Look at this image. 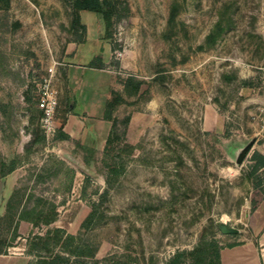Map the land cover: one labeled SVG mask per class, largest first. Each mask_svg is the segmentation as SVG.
Here are the masks:
<instances>
[{
  "label": "rangeland",
  "instance_id": "1",
  "mask_svg": "<svg viewBox=\"0 0 264 264\" xmlns=\"http://www.w3.org/2000/svg\"><path fill=\"white\" fill-rule=\"evenodd\" d=\"M116 8L108 37L100 15L79 12L81 22L99 24L124 98L112 112L118 138L93 150L56 137L67 113L58 96L65 45L85 36L71 27L70 4L0 0V152L17 158L8 179L0 177V264L30 262L26 242L52 227L96 244L98 261L123 264H163L200 242L240 240L219 224L252 233L264 196V167L251 160L262 140L254 116L264 104V0H118ZM49 67L57 105L47 131L36 97ZM129 75L140 80L136 92L123 85ZM13 194V213L19 202V210L36 206L29 216L38 225L5 216ZM94 205L100 222L82 228Z\"/></svg>",
  "mask_w": 264,
  "mask_h": 264
},
{
  "label": "crops",
  "instance_id": "2",
  "mask_svg": "<svg viewBox=\"0 0 264 264\" xmlns=\"http://www.w3.org/2000/svg\"><path fill=\"white\" fill-rule=\"evenodd\" d=\"M96 15H93L95 19ZM89 18L91 16L82 17L85 24L83 39L68 41L63 52L68 66L58 96L67 104V113L59 124L60 132L64 134L60 140L86 149L102 150L111 129V121L103 117L105 103L111 91L117 88L115 76L107 65L109 45L99 39V24ZM56 75L59 77L60 72ZM263 148L264 144L260 142L256 150L263 154ZM249 224L252 233L243 235L238 230L240 240L219 249L220 264H264V196L255 207Z\"/></svg>",
  "mask_w": 264,
  "mask_h": 264
},
{
  "label": "trees",
  "instance_id": "3",
  "mask_svg": "<svg viewBox=\"0 0 264 264\" xmlns=\"http://www.w3.org/2000/svg\"><path fill=\"white\" fill-rule=\"evenodd\" d=\"M71 6V27L80 28L81 32L85 33V24L80 21L79 12L81 10H89L100 15L103 26L105 30L104 37H108V26L113 18L116 16L117 8L116 5L118 0H66ZM174 16L171 13V18ZM211 34L208 35L210 37ZM79 38L77 40H81ZM103 65V64H102ZM123 85L127 91L136 92L140 86V80L136 79L133 75H129L125 78ZM27 100H30L29 96H26ZM124 98L121 94L115 90L111 91L110 98L105 103V109L103 117L111 121V129L107 137L104 150H107L111 144L113 138H118L116 134V121L112 116L113 110L116 106L123 102ZM38 114L42 116V110L38 108ZM64 134L60 132V128L57 129V138H62ZM44 138V135L33 137L28 141V145L35 142H39ZM251 160L256 161L258 167H264V154L257 150H253L251 153ZM17 166V158L13 157L6 160L0 152V177L6 176L8 173L13 171ZM87 181V178H86ZM86 184L81 188V192H85ZM264 193V190H263ZM15 194V192H14ZM14 194L7 202V208L5 216H9V220L12 221L13 214L17 212L18 219H24L30 221L34 225H38V219L31 218L29 213L35 212L36 206H31L30 208L25 204L21 206L20 210L18 207L21 202L16 205L13 213V208L15 205L12 203ZM18 209V211H17ZM42 210L36 211L40 214ZM103 214L98 212L96 206L90 210L87 216L81 223L82 228H87L98 224L100 218ZM2 219V216H0ZM54 220V212L52 215L45 220L43 223L48 225ZM15 231V229H14ZM235 234V233H231ZM236 242L227 243L225 245L231 246ZM27 253L33 255L34 258L27 264H123L122 262L111 259V257H105L104 263L98 261L95 258V253L97 251V245L87 240V238L82 237L80 234H71L65 232L63 228L52 227L47 228L45 234H35L27 242ZM224 245H218L216 241L212 240L210 242H200L191 249H179L176 250L163 264H188V259H197L194 264H220L219 259V249ZM5 253V249H0V253Z\"/></svg>",
  "mask_w": 264,
  "mask_h": 264
},
{
  "label": "built area",
  "instance_id": "4",
  "mask_svg": "<svg viewBox=\"0 0 264 264\" xmlns=\"http://www.w3.org/2000/svg\"><path fill=\"white\" fill-rule=\"evenodd\" d=\"M48 71L49 75L47 78L43 79L41 86L39 87L38 96L36 97V105L42 110L43 114L41 120L44 121V126L47 128V131H49L51 127L50 120L54 114L55 106L57 105V92L51 84L52 68L49 67ZM254 118L259 127L256 133L262 139L260 142L264 144V104L259 108Z\"/></svg>",
  "mask_w": 264,
  "mask_h": 264
},
{
  "label": "water",
  "instance_id": "5",
  "mask_svg": "<svg viewBox=\"0 0 264 264\" xmlns=\"http://www.w3.org/2000/svg\"><path fill=\"white\" fill-rule=\"evenodd\" d=\"M252 146V142H248L245 146H243V148L240 150V152L237 155V162H240L241 159L243 158V156L247 153V151L250 149V147ZM61 153L68 159L72 160L74 163H76L77 165H79L81 168L85 169L86 171H90L89 168L86 167V165L76 156H74L71 153H68L66 151H61ZM219 230L223 233H234L238 231V228L234 227V226H228L225 224H219L218 225Z\"/></svg>",
  "mask_w": 264,
  "mask_h": 264
}]
</instances>
